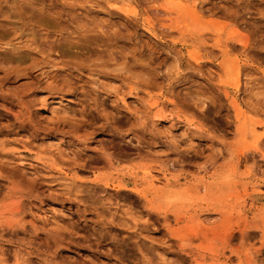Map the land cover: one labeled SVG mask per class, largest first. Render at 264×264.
<instances>
[{"label":"rangeland","instance_id":"rangeland-1","mask_svg":"<svg viewBox=\"0 0 264 264\" xmlns=\"http://www.w3.org/2000/svg\"><path fill=\"white\" fill-rule=\"evenodd\" d=\"M0 264H264V0H0Z\"/></svg>","mask_w":264,"mask_h":264}]
</instances>
